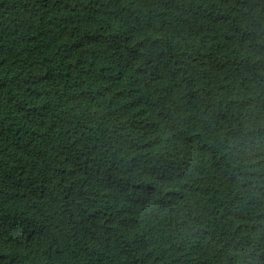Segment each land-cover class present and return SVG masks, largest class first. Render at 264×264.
I'll return each mask as SVG.
<instances>
[{
	"label": "trees",
	"instance_id": "1",
	"mask_svg": "<svg viewBox=\"0 0 264 264\" xmlns=\"http://www.w3.org/2000/svg\"><path fill=\"white\" fill-rule=\"evenodd\" d=\"M0 264H264V0H0Z\"/></svg>",
	"mask_w": 264,
	"mask_h": 264
}]
</instances>
